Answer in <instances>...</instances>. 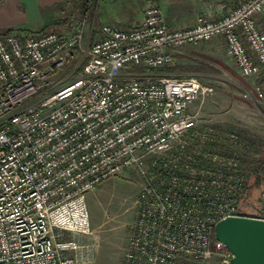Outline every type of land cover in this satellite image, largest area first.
Wrapping results in <instances>:
<instances>
[{
    "label": "built area",
    "instance_id": "2783aa9c",
    "mask_svg": "<svg viewBox=\"0 0 264 264\" xmlns=\"http://www.w3.org/2000/svg\"><path fill=\"white\" fill-rule=\"evenodd\" d=\"M82 28L0 35V264H77L82 246L66 233H90L87 193L129 167L144 184L123 264H176L182 254L214 252L225 264L231 254L214 224L240 215L264 220L240 209L252 173L246 144L199 124L189 110L211 86L152 71L171 65L173 50L219 37L262 98L264 0H238L220 17L199 14L179 27L149 3L131 27L101 25L87 49ZM81 52L74 80L26 104L45 75Z\"/></svg>",
    "mask_w": 264,
    "mask_h": 264
},
{
    "label": "rangeland",
    "instance_id": "374dc122",
    "mask_svg": "<svg viewBox=\"0 0 264 264\" xmlns=\"http://www.w3.org/2000/svg\"><path fill=\"white\" fill-rule=\"evenodd\" d=\"M218 1L225 2L227 10L238 0H207V4ZM149 3L159 5L154 0H70L62 5V11L50 10L45 16L46 24L68 17V25L48 27L46 30L69 31L80 22L83 26L81 47L87 49L100 37L101 25L131 27L142 17ZM172 52V64L152 73L175 77L193 75L201 83L211 86L213 91L209 95L198 97L189 106V110L197 114L198 123L211 125L220 132L237 134L246 144V148L242 149L246 163L263 156L264 95L262 98L255 97L252 79L239 74L235 62L226 55L221 42L183 46ZM83 60L81 52L69 65L55 68L45 75L41 88L26 104L38 103L44 96L74 80L80 73L78 68L84 63ZM174 65H179V70L174 69ZM143 184L144 179L137 167H129L87 193L90 233L81 236L66 233L68 238L77 239L82 246L76 253L77 264H123V253L137 208L136 199ZM246 195L240 200V208L254 212L257 207L264 215V185ZM67 253L73 254L71 251ZM221 263V253L214 252L207 259L182 254L176 264Z\"/></svg>",
    "mask_w": 264,
    "mask_h": 264
},
{
    "label": "crops",
    "instance_id": "0c3cea01",
    "mask_svg": "<svg viewBox=\"0 0 264 264\" xmlns=\"http://www.w3.org/2000/svg\"><path fill=\"white\" fill-rule=\"evenodd\" d=\"M64 0H0V30L9 27L24 31L37 30L46 24L45 16ZM157 1L165 22L172 27L187 26L199 14L210 18L220 17L226 12L225 2L208 3L207 0H154ZM51 16V15H50ZM219 41L214 37L210 41ZM204 43V42H203ZM81 236V235H79Z\"/></svg>",
    "mask_w": 264,
    "mask_h": 264
},
{
    "label": "water",
    "instance_id": "95a60500",
    "mask_svg": "<svg viewBox=\"0 0 264 264\" xmlns=\"http://www.w3.org/2000/svg\"><path fill=\"white\" fill-rule=\"evenodd\" d=\"M214 237L230 252L225 264H264V220L229 216L214 224Z\"/></svg>",
    "mask_w": 264,
    "mask_h": 264
},
{
    "label": "trees",
    "instance_id": "16d2710c",
    "mask_svg": "<svg viewBox=\"0 0 264 264\" xmlns=\"http://www.w3.org/2000/svg\"><path fill=\"white\" fill-rule=\"evenodd\" d=\"M67 1H70V0H64L63 2L55 5V7H53V9H55V11L56 10L62 11V5ZM67 25H68V17H66V18L63 17L61 20L60 19L54 20L51 23L43 25L42 27H40L37 30H32L31 32H43V31H47L46 28H48V27L60 28V27H64ZM20 30H22V29L9 27V28L0 30V35L14 33V32L20 31ZM28 31H30V30H28ZM82 65H81V67L78 68V71H80L82 69ZM179 68H180L179 65H174V69L179 70ZM255 82H256V84L261 85L262 84V78L261 77L256 78ZM247 165L251 168L252 173L250 175L249 182L247 183V185L245 187L244 195H245V193H247L246 197L249 196V193L252 192L253 190L260 189V187L263 186V181H264V152H263V156L248 160ZM240 209L246 214H248V213L249 214H255L256 216H262L263 215V213L260 209L257 210V207H256V210L254 212H249V211H246L242 208H240ZM213 236H214V233H213Z\"/></svg>",
    "mask_w": 264,
    "mask_h": 264
}]
</instances>
